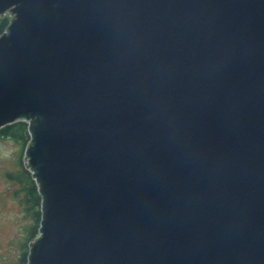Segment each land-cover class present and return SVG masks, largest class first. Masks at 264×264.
<instances>
[{"label": "water", "instance_id": "obj_1", "mask_svg": "<svg viewBox=\"0 0 264 264\" xmlns=\"http://www.w3.org/2000/svg\"><path fill=\"white\" fill-rule=\"evenodd\" d=\"M0 129L27 123L26 264H264V0H0Z\"/></svg>", "mask_w": 264, "mask_h": 264}, {"label": "rangeland", "instance_id": "obj_2", "mask_svg": "<svg viewBox=\"0 0 264 264\" xmlns=\"http://www.w3.org/2000/svg\"><path fill=\"white\" fill-rule=\"evenodd\" d=\"M6 17L10 20L8 14ZM26 146L0 136V264H22L21 257L28 251V230L34 224L37 207L33 209L28 199L29 181L22 173V166L28 172L24 166Z\"/></svg>", "mask_w": 264, "mask_h": 264}, {"label": "trees", "instance_id": "obj_3", "mask_svg": "<svg viewBox=\"0 0 264 264\" xmlns=\"http://www.w3.org/2000/svg\"><path fill=\"white\" fill-rule=\"evenodd\" d=\"M8 24H9V17L0 19V35L6 30ZM0 136L4 138H11L14 141L20 143L22 147H24L29 142L27 123L24 121H18L11 125L5 126L0 129ZM21 154H22V151H21ZM22 169H23L22 173L25 176V180L28 179L29 181L27 184V191H26L28 194V199L31 205L33 206V209L37 207V209L33 213L34 224L28 230V237L26 239V244H25V248H27V244L38 235V228H39V221H40V210H39L40 209V196L38 195L37 187L34 181L32 180L30 173L27 172L23 168V166H22ZM26 257H27V251H25L21 257L22 264H26Z\"/></svg>", "mask_w": 264, "mask_h": 264}]
</instances>
